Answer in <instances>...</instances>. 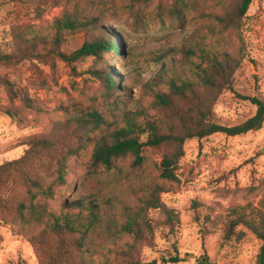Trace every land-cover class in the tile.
I'll use <instances>...</instances> for the list:
<instances>
[{
	"label": "rangeland",
	"instance_id": "374dc122",
	"mask_svg": "<svg viewBox=\"0 0 264 264\" xmlns=\"http://www.w3.org/2000/svg\"><path fill=\"white\" fill-rule=\"evenodd\" d=\"M218 1L204 0L177 21L168 12L172 0H153L147 6L137 0H0L2 51L15 50L18 30H31V36L53 35L54 21L64 12L101 16L100 30L67 35L62 45L67 53L101 35L121 49L72 65L59 59L0 65V165L23 157L28 138L52 133L76 113L96 110L105 120L91 141L68 157L63 180L53 165L32 173L27 182L14 174L0 186V196L8 200L7 206H0V264H38L31 238L41 229L23 224L21 218L31 216L27 210L21 212L23 205L33 204L55 215L115 214L121 222L124 211L139 209L155 187L163 190L162 202L178 214L180 223L172 233L164 214L151 209L148 218L155 233L150 242L136 246L138 259L173 264L162 259L178 255L183 258L178 264H197L207 254L213 264L257 263L262 241L247 226L236 227L228 243L223 237L233 209L256 222L264 216V124L241 136L218 133L189 140L176 181L160 177V149H146L140 162L133 154L110 166L92 160L97 140L123 127L125 114L140 107L156 113L145 85L159 71V58L169 52L163 62L180 61V55L169 50L180 49L196 29L209 24L208 15L221 11ZM205 43L212 53L243 56L233 90L220 95L213 109L223 125L242 123L256 111L251 98L264 101V0H253L239 32L217 33ZM94 69L114 74L116 92L104 93L101 83L89 75ZM24 97L34 107L23 105ZM8 109L17 117L7 115ZM66 146L67 155L76 143L72 140ZM75 202L83 207H75ZM103 261L102 256L95 257L93 264Z\"/></svg>",
	"mask_w": 264,
	"mask_h": 264
},
{
	"label": "trees",
	"instance_id": "16d2710c",
	"mask_svg": "<svg viewBox=\"0 0 264 264\" xmlns=\"http://www.w3.org/2000/svg\"><path fill=\"white\" fill-rule=\"evenodd\" d=\"M137 1L145 6L153 2ZM202 1L204 0H172L169 15L177 21H183L186 12L195 9ZM252 2L253 0H219L221 11L208 15L210 23L196 29L184 40L180 49L169 50L174 55H180V61L163 62L170 55L169 52L159 58V71L145 85L147 92L153 96L152 108L156 113L150 114L140 107L125 114L123 127L102 136L95 143L92 156L94 164L110 166L115 159L129 154H133L136 161L140 162L146 149H160L163 151L158 164L160 177L176 181L178 164L185 154V145L189 140H202L218 133L235 137L262 128L264 101L256 97L251 98L256 111L244 122L233 126L217 122L214 104L220 95L233 90L234 76L243 56H233L226 51L212 53L205 43L209 36L217 33L239 32ZM100 20V15L84 16L77 12H64L55 19V32L51 36H31V30H18L15 50H0V65L13 66L25 61L46 59H59L72 65L89 57L99 59L110 51L120 53L118 43H113L112 39L102 37L103 35L85 40L70 53L62 49L68 34L84 31L89 35L91 31L100 30ZM89 75L101 83L108 96L116 92L117 82L112 72L94 69L89 71ZM31 102L28 97L22 98L26 107H34ZM5 113L11 118L17 117V113L10 109ZM104 124L102 114L96 110H86L74 114L50 134L28 138V150L23 157L0 165V186L14 174L27 182L32 173L53 165L56 166L58 179L63 180L68 157L83 149L91 141V134ZM72 140L76 143L75 150L70 148L67 155L63 154V150L67 149V142ZM162 192L160 187H155L139 209L124 211V220L121 222L115 214L106 218L95 212H90L87 216L55 215L33 204L22 206L21 212L27 210L31 216H23L21 220L25 225L41 229L31 238L38 264H93L94 258L100 256L104 258L103 264H158L157 260L145 263L138 259L136 246L150 242L153 238L154 225L148 218L151 209L160 210L164 214V223L172 233L180 223L178 214L162 202ZM7 204V197L0 196V206ZM74 206L81 208L83 203L75 202ZM248 217L237 209L232 210L223 243L234 238L236 227L247 226L262 241L256 264H264V216L260 222ZM162 261L178 264L183 258L176 255L163 258ZM197 264L213 263L205 254Z\"/></svg>",
	"mask_w": 264,
	"mask_h": 264
}]
</instances>
